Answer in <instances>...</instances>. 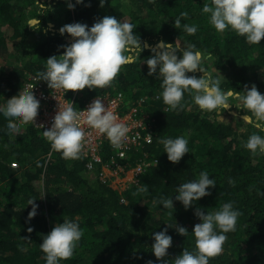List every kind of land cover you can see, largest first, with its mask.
Listing matches in <instances>:
<instances>
[{"label":"trees","instance_id":"16d2710c","mask_svg":"<svg viewBox=\"0 0 264 264\" xmlns=\"http://www.w3.org/2000/svg\"><path fill=\"white\" fill-rule=\"evenodd\" d=\"M69 2L75 0H0V106L20 92L27 72L38 75L45 70L48 57L62 54L61 45L72 43L70 34L61 35V26L73 22L91 26L105 15L121 20L128 17V22L136 25L134 33L142 45H147L142 59L153 55L151 49L160 41L174 43L178 39L182 47L193 43L212 53L211 62L217 70L211 68L214 77L226 72L222 90H242L254 83L264 93V38L260 44L250 45L234 31L218 33L208 23L207 14L201 12L205 0H106L103 7L99 0H84L71 9ZM181 11L189 14L182 18V24L198 26L194 35L174 27L172 21ZM61 12L59 20L57 13ZM32 18L39 19L38 28L27 25ZM188 75L199 77L203 73L196 70ZM161 91L160 80L156 74L148 75V65L141 59L123 65L104 88L69 90L70 97L76 92V108L98 94L121 93L125 104L135 105L147 96L144 110L154 118V137L146 150L155 163L141 174L138 184L122 191L104 182L95 170H88L82 154L78 159H64L53 151L43 129L0 118V264H45L39 244L43 235L64 218L78 221L83 236L73 255L60 264L157 261L151 251V233L161 231L167 223H177L189 232L184 236L168 227L173 243L169 255L162 259L172 264L185 247L190 251L195 247L191 231L200 222L196 207L214 211L228 201L240 215L235 231L226 234L222 252L209 258V264H264V154L253 155L243 147L248 136L259 130L250 124L233 126L232 120H221L216 112L200 110L189 93L184 94L182 109L166 113L162 109L168 106L158 98ZM7 123L17 124L20 133L7 135ZM185 134L190 152L173 163L158 138ZM205 169L217 185L210 186V195L185 209L174 198L176 188L197 179ZM230 178L233 184H229ZM145 185L148 191H136ZM161 196H173L174 208L154 203V198ZM29 199L39 205L38 214L31 220Z\"/></svg>","mask_w":264,"mask_h":264},{"label":"clouds","instance_id":"9594fccd","mask_svg":"<svg viewBox=\"0 0 264 264\" xmlns=\"http://www.w3.org/2000/svg\"><path fill=\"white\" fill-rule=\"evenodd\" d=\"M82 3L84 0H75V3L69 2L68 7L75 8L77 4ZM105 3L106 0H99L101 7ZM41 7L44 8V5L41 4ZM201 12L207 14L208 23L218 33L225 30L234 31L243 36L245 42L250 45L260 44L264 38V0H205ZM188 15L187 11H181L172 23L175 28L188 35H194L197 25L182 24V18L187 19ZM39 23L38 18H32L27 25L38 28ZM135 27L136 25L127 20L110 15L97 19L91 26L81 22L64 24L59 31L61 35L70 34L73 37L72 43L61 45L64 48L62 54L46 59L45 70L38 74L40 80L47 81L50 89H63L66 92L83 90L85 87L104 88L112 83L123 65L141 59L148 65V75L156 74L160 80L162 91L158 98L162 97L163 103L168 106L162 109L164 112L182 109L185 93L190 94L192 102L200 110L216 112L219 116L233 104L238 109H246L248 112L243 115L242 120L259 132L251 133L243 147L253 155L264 154V136L259 134L264 133V93H261L254 83L251 87L245 85L242 90L234 87L222 90V75H212V71H217L213 67L215 64L212 65V71L205 67L206 62L213 61L212 53L203 52L193 43L186 42L187 46L182 47L178 39L174 43L158 42L151 49L154 54L142 59L141 53L147 45H142L140 37L133 31ZM197 69L203 73L202 76L188 75ZM33 88L29 86L20 90L16 96L0 106V118L5 121H18L21 125L35 123L40 100L37 99ZM82 122L104 134L116 148L126 143L130 131L129 125L118 117L109 104L106 106L103 103V98L97 96L87 108L80 111L74 109L72 104L59 101L51 127L43 130V137L50 142L51 149L59 152L62 158L78 159L87 142L86 132L81 127ZM5 128L9 136L17 135L21 131V128L13 123H7ZM158 142L163 145V152L167 153L168 159L173 163L179 162L185 153L190 152L188 134L175 138L162 136L158 138ZM37 164L39 165V161ZM233 183L230 178L229 184ZM216 185V180L210 178L205 169L199 172L197 179L179 184L174 198L188 209L200 198L210 195L211 188ZM136 191L146 192L148 188L146 185L139 186ZM154 203L163 205L166 209L174 208L173 196H161L158 200L154 198ZM28 205H32L28 212V219L31 220L38 214L39 205L35 203V199H29ZM195 215L200 220L191 231L195 238V247L191 251L185 247L175 256L172 264H209V258L222 252L226 234L235 231L240 212L232 201H228L214 211L205 212L198 206ZM167 225L161 231L151 233L154 237L151 251L157 261L149 260L147 264H168V260L162 259L169 255L168 250L173 243L172 236L168 234V227L175 228L181 235H188L189 230L185 226L177 223ZM28 231L32 229L29 228ZM82 236L83 229L78 221L64 218L62 222L56 223L50 232L43 235L39 244L44 253L45 264H60L62 260L69 259Z\"/></svg>","mask_w":264,"mask_h":264},{"label":"built area","instance_id":"2783aa9c","mask_svg":"<svg viewBox=\"0 0 264 264\" xmlns=\"http://www.w3.org/2000/svg\"><path fill=\"white\" fill-rule=\"evenodd\" d=\"M29 86L34 87L33 92L40 100L38 115L35 123L32 124L43 130L51 127L53 117L58 111L59 101L72 104L74 109L80 111L87 108L97 96L103 98V103L106 106L109 104L118 117L129 125L130 131L127 134L126 143L116 148L110 144L104 134L91 129L86 123H81V127L86 132L87 142L81 150V154L87 159L86 166L88 170H95L102 180L112 187L122 191L132 184H138L141 174L155 163L146 150V145L151 143L154 137V118L144 110L147 96L141 97L138 105H135L125 104L121 93L98 94L87 99L81 107L76 108L74 107L76 92L70 97L69 90L66 92L63 89H50L47 81L40 80L39 75L33 72L26 73L21 90ZM12 165L16 167L18 163L13 162Z\"/></svg>","mask_w":264,"mask_h":264},{"label":"rangeland","instance_id":"374dc122","mask_svg":"<svg viewBox=\"0 0 264 264\" xmlns=\"http://www.w3.org/2000/svg\"><path fill=\"white\" fill-rule=\"evenodd\" d=\"M64 10L66 11V7L64 8ZM57 18L59 20H61L62 18V12L61 13H57ZM128 21V17L125 19ZM51 27H54V24L51 23ZM60 27V26H59ZM205 67L207 68L208 71H211L212 68V62H206ZM214 67V66H213ZM214 69L216 70V67H214ZM199 70V69H197ZM222 76L220 77L221 82L224 80L225 76H226V72L221 74ZM248 110L246 109H238L236 108V106L233 104L231 105V107H229L228 109H225L221 112V116L223 117V120H227L230 121L232 120L233 122L236 123L237 127H245L247 124L242 120L243 115L247 114ZM230 119V120H229Z\"/></svg>","mask_w":264,"mask_h":264},{"label":"water","instance_id":"95a60500","mask_svg":"<svg viewBox=\"0 0 264 264\" xmlns=\"http://www.w3.org/2000/svg\"><path fill=\"white\" fill-rule=\"evenodd\" d=\"M219 118L221 119V120H223V117L220 115L219 116ZM233 126H236V123L235 122H233Z\"/></svg>","mask_w":264,"mask_h":264},{"label":"flooded vegetation","instance_id":"af4514ba","mask_svg":"<svg viewBox=\"0 0 264 264\" xmlns=\"http://www.w3.org/2000/svg\"><path fill=\"white\" fill-rule=\"evenodd\" d=\"M230 120V119H229ZM231 121V120H230Z\"/></svg>","mask_w":264,"mask_h":264}]
</instances>
